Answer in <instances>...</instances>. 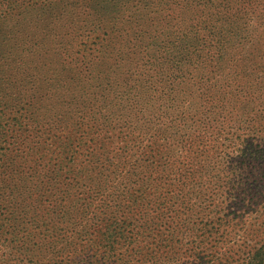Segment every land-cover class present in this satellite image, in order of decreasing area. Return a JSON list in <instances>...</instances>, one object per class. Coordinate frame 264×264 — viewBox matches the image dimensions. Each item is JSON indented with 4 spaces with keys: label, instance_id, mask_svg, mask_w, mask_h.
I'll list each match as a JSON object with an SVG mask.
<instances>
[{
    "label": "rangeland",
    "instance_id": "374dc122",
    "mask_svg": "<svg viewBox=\"0 0 264 264\" xmlns=\"http://www.w3.org/2000/svg\"><path fill=\"white\" fill-rule=\"evenodd\" d=\"M104 1L0 0V264L250 262L264 249V0L209 9L231 21L218 56L136 106L116 95L132 60L204 12L118 0L96 14Z\"/></svg>",
    "mask_w": 264,
    "mask_h": 264
},
{
    "label": "trees",
    "instance_id": "16d2710c",
    "mask_svg": "<svg viewBox=\"0 0 264 264\" xmlns=\"http://www.w3.org/2000/svg\"><path fill=\"white\" fill-rule=\"evenodd\" d=\"M109 1L116 2L118 0H105L104 5L100 6L105 10L96 9V14L106 15L105 12H114L108 7V4L111 3ZM182 2H185L186 6H193L195 3L200 5L204 14L184 20L183 24L186 29L183 30V33H179L178 31L181 29L177 28L167 31L155 52L132 60L134 75L116 91L117 96L122 97L131 105L136 106L138 104L139 94L137 91L142 89L150 92L148 102L157 104L184 80L191 69L198 67L207 59L212 61L218 56V49L221 44L219 38L224 35L223 29L231 26L229 24L231 21L230 18H216L215 13L206 15V12H210L214 6H220V9L233 10L235 8L241 13L254 4V0H173V6L179 7ZM204 2L205 4L202 6L201 4ZM115 5L116 3H113L112 7ZM170 5H172L171 1ZM206 7L208 8L207 11ZM219 21L225 24L220 27V30L218 29ZM189 32L192 35H189ZM177 47L179 50L174 51L176 54H173V49ZM261 250L250 262L243 264H264V249ZM13 255L12 253L10 256ZM4 261H12V257H7Z\"/></svg>",
    "mask_w": 264,
    "mask_h": 264
}]
</instances>
